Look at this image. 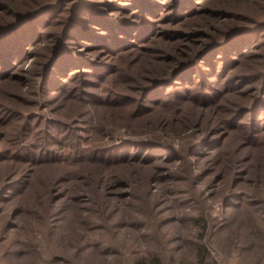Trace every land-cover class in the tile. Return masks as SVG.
<instances>
[{"label": "rangeland", "instance_id": "374dc122", "mask_svg": "<svg viewBox=\"0 0 264 264\" xmlns=\"http://www.w3.org/2000/svg\"><path fill=\"white\" fill-rule=\"evenodd\" d=\"M150 256L264 264V0H0V264Z\"/></svg>", "mask_w": 264, "mask_h": 264}, {"label": "trees", "instance_id": "16d2710c", "mask_svg": "<svg viewBox=\"0 0 264 264\" xmlns=\"http://www.w3.org/2000/svg\"><path fill=\"white\" fill-rule=\"evenodd\" d=\"M192 3H193V0H191ZM206 0H202V2H204ZM120 30V29H119ZM254 46V45H253ZM246 47V44L244 45V49ZM251 48V47H250ZM233 51L235 52H239L240 51V48H237V49H233ZM250 51H247L245 55H243L244 57L245 56H249L250 55ZM240 56H242V53H240ZM158 150H155V152H157ZM205 228V226H203V229ZM256 232V231H255ZM251 234V238L250 239H254L256 236H254V231H251L249 232ZM199 243L197 244L196 246V249H197V256H198V261L199 262H202L205 260V258L209 257V247L206 245L205 241H204V232L202 231L200 234H199V239H198ZM252 242V241H251ZM135 264H162L161 262V259L157 256H150V258H148V260H138L136 261Z\"/></svg>", "mask_w": 264, "mask_h": 264}]
</instances>
